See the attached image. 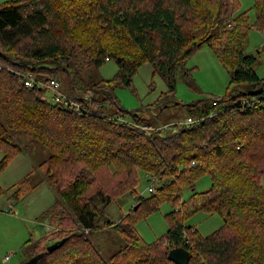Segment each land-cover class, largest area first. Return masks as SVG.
<instances>
[{
    "label": "trees",
    "instance_id": "16d2710c",
    "mask_svg": "<svg viewBox=\"0 0 264 264\" xmlns=\"http://www.w3.org/2000/svg\"><path fill=\"white\" fill-rule=\"evenodd\" d=\"M238 8V0L0 4V174L20 153L10 135L20 132L49 156L39 165L41 179L23 178L14 199L44 181L61 199L44 212L54 229L24 244L27 259L43 254L37 264H174L168 252L183 248L188 264H264V79L243 50L251 30L264 37V0H254L252 23L249 11L237 14ZM204 45L231 77L218 104L211 98L205 106H189L191 124L168 133L145 131L137 113L119 107L114 91L130 89L144 63L165 80V95L173 94L178 66ZM107 59L118 64L112 79L68 97L83 109L80 114L53 101L46 89L24 84L23 76L48 83L72 69L100 68ZM107 106L119 110L107 113ZM140 174L154 179L153 193L135 197L119 222L97 226L108 205L136 195ZM205 176L210 188L192 194L193 207L186 210L182 193L194 192ZM164 204L173 209L166 215L168 231L146 244L135 224ZM196 212L217 215L222 226L201 236L184 225ZM105 227L124 242L108 261L85 233ZM62 239V246L46 252L48 241Z\"/></svg>",
    "mask_w": 264,
    "mask_h": 264
},
{
    "label": "rangeland",
    "instance_id": "374dc122",
    "mask_svg": "<svg viewBox=\"0 0 264 264\" xmlns=\"http://www.w3.org/2000/svg\"><path fill=\"white\" fill-rule=\"evenodd\" d=\"M5 1L9 0H0V4ZM253 3L254 0H238L239 8L236 12L240 14L249 11L250 23L254 20L251 10ZM263 43L264 37L257 31L251 30L243 47L245 55L255 58L252 69L259 79H264ZM117 72V61L107 59L100 68H87L80 72H77V69H72L70 76L60 74L55 81L58 90L64 96L73 98L80 95L81 87H93L101 81L110 80ZM230 77L231 72L223 67L211 49L204 45L178 66L175 91L170 96L165 95L168 91L165 80L157 74L154 75L152 67L148 63H144L132 77L131 88L116 89L114 97L121 109L138 114L140 118L138 123L151 129L162 128L164 133H168L175 125L191 124L194 121L191 114L193 108L189 107L193 103L202 101L201 106H205L210 104L208 100L211 98H225ZM118 110V107H106L107 113L118 112ZM10 135L20 149V153L0 174V264H17L27 257L22 246L29 239L30 228L33 226L34 236L39 239L48 235V231L46 232L44 229L45 226H41L34 219L50 221L49 217L45 218L44 212L53 207L56 202L61 201L47 181L27 192L19 200L14 199V194L18 191L17 184L23 178L29 176L32 179L33 177V181L41 179L39 165L48 158L49 154L41 145L20 132L12 131ZM2 158L3 154L0 152V161ZM150 185L147 176L140 174L139 183L135 189L136 195H124L108 205L102 210V215L98 218L96 225L103 227L107 223L119 222L134 205L135 197L147 198L150 196L148 192ZM209 188L210 177L205 176L195 184L194 192L185 190L182 193V201H187L184 203V208L191 210L193 203H188V200L192 194L203 193ZM171 211L173 209L164 204L158 211L140 219L135 224L136 233L146 244H150L166 234L168 231L166 215ZM184 225L194 227L204 237L219 229L222 226V220L217 215L196 212L184 220ZM51 227L53 226L51 225ZM85 233L105 261H108L124 245L123 240L110 227ZM50 244H53L52 241H48L47 246ZM6 257H9L10 260L3 262Z\"/></svg>",
    "mask_w": 264,
    "mask_h": 264
},
{
    "label": "built area",
    "instance_id": "2783aa9c",
    "mask_svg": "<svg viewBox=\"0 0 264 264\" xmlns=\"http://www.w3.org/2000/svg\"><path fill=\"white\" fill-rule=\"evenodd\" d=\"M262 47H264V43L262 44ZM23 78L25 79V82H24L25 86H27V87H38L39 89H42V88L46 89L50 93L53 101H55L57 103H61L67 107L72 108L77 114H80L83 111V109L80 107L79 104L75 103L74 101H72L68 97L64 96L58 90V85H57L56 81L50 80L48 83H46L43 80H38V79L32 78L31 75L23 76ZM218 102H219V99L217 98L213 104L216 105V104H218ZM141 128L145 131H152L153 130L147 126H142ZM160 130H162V128L154 129V131H157V132H159ZM149 182L151 183V185L148 188V192L153 193L154 185H155L154 179L149 177ZM53 229H54V227L46 226L47 231H51ZM5 260H8V257H6Z\"/></svg>",
    "mask_w": 264,
    "mask_h": 264
},
{
    "label": "water",
    "instance_id": "95a60500",
    "mask_svg": "<svg viewBox=\"0 0 264 264\" xmlns=\"http://www.w3.org/2000/svg\"><path fill=\"white\" fill-rule=\"evenodd\" d=\"M137 207H135L136 210ZM65 242V239H62L58 242L51 244L46 247V252L51 253L57 250ZM43 256V254H38L22 264H37L38 260ZM168 260L174 264H188L190 259V253L183 248H174L168 252Z\"/></svg>",
    "mask_w": 264,
    "mask_h": 264
},
{
    "label": "crops",
    "instance_id": "0c3cea01",
    "mask_svg": "<svg viewBox=\"0 0 264 264\" xmlns=\"http://www.w3.org/2000/svg\"><path fill=\"white\" fill-rule=\"evenodd\" d=\"M148 178V181H149V177H147ZM36 222H39L40 224H41V226H45L44 227V229H45V231L47 232V230H46V226H50L51 225V223H50V221H47L46 219L45 220H43V221H38L36 218L34 219ZM48 224V225H47ZM32 230V231H31ZM34 233H35V231H33V226H32V228H30V230H29V232H28V238L29 239H27L26 241H25V243L27 242V241H36V240H38L39 238L38 237H35L34 236ZM24 243V244H25ZM24 244H23V246L22 247H24ZM23 249V248H22ZM10 260V258L8 257V260H5V259H3V262H8ZM27 260V257H24L23 258V260H20L17 264H21L22 262H25Z\"/></svg>",
    "mask_w": 264,
    "mask_h": 264
}]
</instances>
